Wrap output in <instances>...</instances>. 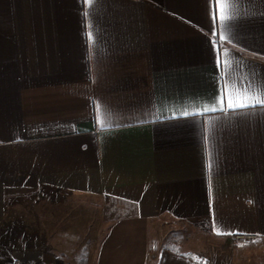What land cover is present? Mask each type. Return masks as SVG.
I'll return each mask as SVG.
<instances>
[{
    "label": "crops",
    "instance_id": "0c3cea01",
    "mask_svg": "<svg viewBox=\"0 0 264 264\" xmlns=\"http://www.w3.org/2000/svg\"><path fill=\"white\" fill-rule=\"evenodd\" d=\"M192 232L264 250V0H0V258L187 264Z\"/></svg>",
    "mask_w": 264,
    "mask_h": 264
},
{
    "label": "rangeland",
    "instance_id": "374dc122",
    "mask_svg": "<svg viewBox=\"0 0 264 264\" xmlns=\"http://www.w3.org/2000/svg\"><path fill=\"white\" fill-rule=\"evenodd\" d=\"M177 240L179 234H174ZM184 246L176 247L175 256L183 257L187 264H264V250L257 242H248L245 239L234 242L217 241L210 238L208 234L187 233L181 238ZM0 264H8L0 258Z\"/></svg>",
    "mask_w": 264,
    "mask_h": 264
},
{
    "label": "snow or ice",
    "instance_id": "6c2138e0",
    "mask_svg": "<svg viewBox=\"0 0 264 264\" xmlns=\"http://www.w3.org/2000/svg\"><path fill=\"white\" fill-rule=\"evenodd\" d=\"M257 103H260V101H257ZM247 105L246 104H244V103H237V104H235V105H233V104H229V107H246ZM207 110V109H206ZM189 113H187V112H185L184 113V115H188Z\"/></svg>",
    "mask_w": 264,
    "mask_h": 264
},
{
    "label": "built area",
    "instance_id": "2783aa9c",
    "mask_svg": "<svg viewBox=\"0 0 264 264\" xmlns=\"http://www.w3.org/2000/svg\"><path fill=\"white\" fill-rule=\"evenodd\" d=\"M242 239H245V241H248V242H255L256 240L254 237L242 238Z\"/></svg>",
    "mask_w": 264,
    "mask_h": 264
}]
</instances>
